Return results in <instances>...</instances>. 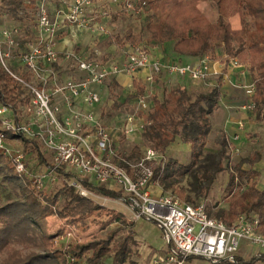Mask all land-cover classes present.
<instances>
[{"label":"built area","instance_id":"2783aa9c","mask_svg":"<svg viewBox=\"0 0 264 264\" xmlns=\"http://www.w3.org/2000/svg\"><path fill=\"white\" fill-rule=\"evenodd\" d=\"M124 9L145 17L131 0H36L31 24L22 27L10 14L0 19V70L20 90L13 96L15 103L0 98V154L41 189L67 185L102 206H123L135 221L155 224L163 233L166 252L154 255L150 264H188L197 258L240 264V259L264 256L257 216L239 215L227 223L209 214L207 202L192 205L171 193L155 195L152 188H161L154 181L155 170L165 163L164 155L151 147L143 148L134 161L119 155L118 135L142 138L147 122L140 114L153 104L147 102L145 87L144 95L126 104L124 119L112 128L99 114L103 101L94 86H107L119 76L145 86L162 74L207 85L212 75L208 61L181 65L156 57L145 46L125 45L123 58L101 50L98 44L111 39V14ZM83 34H90L91 41L78 46ZM62 38L75 44L60 51ZM227 67L244 66L231 59ZM62 71L71 74L64 78ZM243 90L241 110L251 113L256 86L251 81ZM244 128L239 122V133L228 141L233 155L240 154ZM24 141L47 153L44 165L37 161V168L29 170ZM101 187L119 198L95 190ZM245 190L242 186L239 191Z\"/></svg>","mask_w":264,"mask_h":264},{"label":"trees","instance_id":"16d2710c","mask_svg":"<svg viewBox=\"0 0 264 264\" xmlns=\"http://www.w3.org/2000/svg\"><path fill=\"white\" fill-rule=\"evenodd\" d=\"M210 1L218 13L216 22L202 13L196 6V0H140V7L145 9L144 30L135 34L129 29L124 36L110 39L106 45L148 47L145 45L148 33L150 44L174 43V51L184 56L209 58L225 67L231 59L236 60L247 68L256 86L254 110L250 117L264 124V0ZM35 9L36 0H0V11L12 14L17 20H33ZM21 10L25 12L23 16H20ZM238 13H241V28L234 30L229 20ZM219 50L224 54L223 58H219ZM224 73L225 70L216 85L209 86V89L164 87L161 97L153 98L152 109L146 115L140 114L147 124L141 143L130 153L131 157L139 156L143 148L151 147L164 155L165 163L155 170L154 181L159 182L164 193L185 195L184 201L192 205L208 198L218 175L226 171L230 163L229 142L225 134L219 140L220 149L206 154L212 131L211 118L220 107ZM117 89L122 88L112 80L110 95L115 96ZM133 89L135 92L128 96L125 104L145 93V86L137 80L133 82ZM19 93L16 83L0 70L1 100L15 103L13 96ZM121 105L115 102L114 110ZM178 140L190 147L189 164L166 156L168 149ZM23 145L27 155H35L38 161L47 162L38 144L24 141ZM245 161L250 165L249 169L239 163L229 174L226 186L230 198L229 219L224 220V210L216 214H212L209 208L208 211L211 216L227 223L239 215L257 216L259 232L264 235V191L257 188L259 172L254 170L259 157L253 156ZM0 179L9 185L15 196L7 198L4 203L0 196V264H82L83 261L86 264H128L131 261L136 245L135 234L129 230L123 239H117L122 229L127 227L121 216L117 221H122L120 227L98 240L71 244L67 248L58 247L55 240L59 235L45 234L42 222L53 216L62 220L79 219L81 229L87 231L89 227L85 218L104 210V207L82 197L67 185L54 194L43 193L29 176L19 174L3 154H0ZM242 186L246 187L244 193L239 191ZM95 190L108 197L119 198L104 187ZM62 198L64 203L59 207ZM258 261H264V256L249 261L240 259V264H256Z\"/></svg>","mask_w":264,"mask_h":264},{"label":"rangeland","instance_id":"374dc122","mask_svg":"<svg viewBox=\"0 0 264 264\" xmlns=\"http://www.w3.org/2000/svg\"><path fill=\"white\" fill-rule=\"evenodd\" d=\"M131 2L134 4V6L137 8L138 11L145 12V9L140 7L139 0H131ZM196 6L202 11V13H204V15L210 21L216 22L218 13H217V10L213 2H211L210 0H196ZM24 13L25 12L21 10L20 16H23ZM8 14L10 13L6 11H0V19L4 20L3 18ZM13 19L15 18L13 17ZM15 21L22 24V27H25L26 25H29L33 22V20H30V19L28 20L15 19ZM229 21L234 30H238V29H235L234 27H239L240 29L241 28V13H238L237 15L231 17ZM108 25L112 31L111 39L114 40L117 37L124 36L125 33L129 29L133 30L135 34L141 32L145 28V20L141 14H132V12L126 11L124 9L122 11H119V13L117 14L112 13L111 18L109 19ZM149 36L150 35L146 33L145 45L148 46L150 50L152 51L151 45H149V43L151 42L149 39ZM98 46L100 49L109 47V45L107 46L106 43H105V47L101 46L100 43L98 44ZM123 49L124 48L122 46H119V51L117 55H119L118 57L120 58H123V52H122ZM220 52L221 51L219 50V53ZM224 68H227V67L224 66ZM211 78L214 79V78H217V76L214 75V76H211ZM207 85H203V88L209 89L208 88L209 86ZM134 92H135L134 89L130 91L126 89H117L115 96H112L109 93L108 101L105 104V109L108 107V103H113V102H116V103L119 102L122 104L120 107H123L124 105H126L124 102L126 101L128 96L130 94H133ZM161 93L162 92H160L159 94L161 95ZM160 95L156 94L155 96L160 98L161 97ZM155 96L150 95L149 99H147V102L149 105L153 103V98ZM118 109L116 110L119 111ZM222 109L223 108L221 107V111L217 110L216 111L217 113L215 112V114L211 118L212 131L208 137L206 154L215 153L216 151H218L220 149L219 140L222 134H226L225 133V130H226L225 116H224L225 114L222 112ZM141 113L144 115L147 114L146 112H141ZM249 118H250L249 119L250 121H253V122L256 121L251 117ZM103 123L106 126L115 125L114 122L105 121V120L103 121ZM227 131L230 137H234L236 131L237 133H239V131L236 128L232 129L231 126H228ZM243 135H244V138H242L243 141L241 140L242 143L239 146L240 154L233 155L232 149L230 148V146H228L227 150L230 156V163L228 165V168L226 169V171L218 175V179L215 182L213 189L210 195L208 196V198L198 201L199 203L207 202V206L210 209V212L212 214H216L220 210H224L225 211L224 220L229 219L230 198L227 195V189H226L227 182L229 179V174L235 171V167L239 163H243L242 164L243 168L249 169L250 165L245 160L252 158V156L255 153H258L257 152L258 147L256 146V140L253 138L254 135L248 131L246 126L244 128ZM229 141H231V139H229ZM118 143H119L118 151L121 157H126V158L128 157L129 159L133 161L140 158L141 154L139 156H134V157H131V154H130L133 148L137 146L138 144H140L139 140H137L136 137H133L132 140H129L127 139L126 136L119 134ZM40 153H42L44 157L47 154L45 152L43 153V150L41 149H40ZM174 155L178 158V161H180V163L182 164L190 163V149L187 145H181L178 149L172 146V149L169 150V156H174ZM168 158H172V157H168ZM37 161L38 160L35 157V155L34 156L28 155L29 170L37 168L36 167V165L38 164ZM40 164L44 165L43 162H41ZM188 181L189 179L186 180V183L184 184L185 186H187ZM62 187H63L62 184H50L40 189V191H43V193L47 195L54 194L58 190H60ZM0 196L2 198V203H4L6 199L9 197L15 198L14 193L11 191L9 185L7 183L2 182L1 179H0ZM180 197L183 200H185L186 198L185 195H182ZM63 203H64V199L62 198L59 204V207H61ZM97 203L98 202H96V204ZM103 207H104V210L95 212L91 214L90 216H88L87 218H85V223L89 227V230L87 231H83L81 229L79 219L62 220V219H59L57 216H53L51 218H48L44 222H42L41 224L42 231L47 235H59V237H57L55 240L56 246L67 248L71 244H86L88 242H92L94 240H98L104 237L109 231L115 230L120 227L122 221L121 223H118L117 221L119 217L121 216L125 220L127 227L125 229H122L117 239L118 240L123 239L128 234L129 230H131L135 234L133 237L136 240V245L134 246V253L130 257L131 261L128 264H133V263L134 264H150L154 255L164 254L166 252L165 247L162 249L164 242H165L162 231L155 224L147 220H144V222L141 223V225H139V223L142 220L135 221L131 213L126 208L118 204H109ZM135 226H137V229L135 228ZM245 250L246 248L245 246H243L242 251L245 252ZM82 264H86L85 261H83ZM188 264H211V263L205 259L197 258V259H193L192 261L188 262ZM256 264H264V261H258L256 262Z\"/></svg>","mask_w":264,"mask_h":264},{"label":"crops","instance_id":"0c3cea01","mask_svg":"<svg viewBox=\"0 0 264 264\" xmlns=\"http://www.w3.org/2000/svg\"><path fill=\"white\" fill-rule=\"evenodd\" d=\"M235 29H239V27H234ZM91 35L90 34H83L82 38L84 39L83 42H80L77 44L78 46L84 45L86 46L89 41H91ZM108 41L101 42L100 45L105 47V43ZM74 41L68 40L66 38H62L59 41L58 49L60 51L69 49L72 45H74ZM151 45V49L153 54L156 57H159L165 61L178 63L181 65H197L201 63L202 61H208L209 67L211 70V74L208 80L207 86H215L218 76L222 74V72L225 70V73L223 75V86L221 88V100H220V107L217 109L218 111H221L225 114V135L227 136V139H231L227 129L228 126H231L232 129L238 130V124L239 122L245 123L246 128L250 133L254 135V139L256 140V146L257 152L253 156H258L259 161L254 167V170L259 172V177L257 178V188L260 191H264V124L257 121H250L249 117L251 116V113H246L241 110V106L243 105L245 101V94L243 90V86H246L251 82V76L247 70L246 67H240V68H234V67H227L224 68L219 62H213L209 58H204L201 56H184L181 54H178L174 51V43H167V44H155V43H149ZM99 47V46H98ZM124 47V46H123ZM106 48V50H105ZM101 48L104 52H107L109 56H119L118 51L119 47L115 44L110 45L109 47ZM220 58L224 57V54L218 53ZM71 74V72H63L62 71V77L64 78L68 77ZM217 76V78H211V76ZM139 77H144V75H139ZM118 82V84L121 86L122 89H126L128 91L133 89V79L127 76H119L116 79H114ZM109 84L104 87H98L94 86L93 89L98 91L102 96L103 104L99 107V114L104 121H110L114 122V126H110L112 128L116 127L120 124V121L124 119L125 115V107H120L117 110L112 109L114 107L115 102L108 103V107L105 109V104L108 101V95H109ZM198 86L203 87V84L200 82H193L191 79L185 77H179V76H168L165 74L159 75L156 77L155 82L150 85H145L146 87V95L150 97V95L155 96L160 95L159 93L162 92L164 87L167 88H185L187 90H190L191 87ZM150 94V95H149ZM161 96V95H160ZM153 104V103H151ZM150 104V105H151ZM98 110V109H97ZM216 110V111H217ZM215 111V112H216ZM217 113V112H216ZM215 114V113H214ZM213 114V115H214ZM239 131V130H238ZM237 134V131L235 132ZM137 140H139V143H141L142 138L136 137ZM242 138H244V135H242ZM127 139L132 140L133 137H127ZM242 140V139H241ZM243 141V140H242ZM242 141L238 142V146L241 145ZM181 145H185L179 140L175 142L172 146L176 149H178ZM172 146L168 149L166 156L172 157L173 159L178 158L174 156H169V150L172 149ZM188 146V145H187ZM189 147V146H188ZM190 149V147H189ZM252 156V157H253ZM153 193L155 195H161L163 193L162 188H152ZM144 220H142L141 223H143ZM137 229V226H135ZM163 234V233H162ZM164 238V236H163ZM165 242L162 247V249L165 247Z\"/></svg>","mask_w":264,"mask_h":264}]
</instances>
